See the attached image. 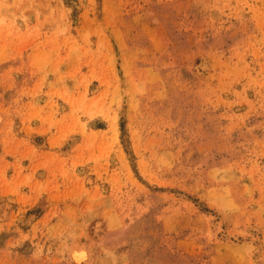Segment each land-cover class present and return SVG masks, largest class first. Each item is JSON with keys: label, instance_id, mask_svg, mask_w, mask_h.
I'll use <instances>...</instances> for the list:
<instances>
[{"label": "rangeland", "instance_id": "rangeland-1", "mask_svg": "<svg viewBox=\"0 0 264 264\" xmlns=\"http://www.w3.org/2000/svg\"><path fill=\"white\" fill-rule=\"evenodd\" d=\"M0 264H264V0H0Z\"/></svg>", "mask_w": 264, "mask_h": 264}, {"label": "bare ground", "instance_id": "bare-ground-1", "mask_svg": "<svg viewBox=\"0 0 264 264\" xmlns=\"http://www.w3.org/2000/svg\"><path fill=\"white\" fill-rule=\"evenodd\" d=\"M76 257H84V252L83 251H79L75 254Z\"/></svg>", "mask_w": 264, "mask_h": 264}]
</instances>
